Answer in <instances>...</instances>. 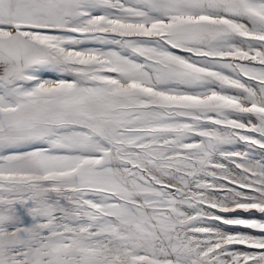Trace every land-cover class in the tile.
Wrapping results in <instances>:
<instances>
[{"label":"snow or ice","instance_id":"snow-or-ice-1","mask_svg":"<svg viewBox=\"0 0 264 264\" xmlns=\"http://www.w3.org/2000/svg\"><path fill=\"white\" fill-rule=\"evenodd\" d=\"M0 264H264V0H0Z\"/></svg>","mask_w":264,"mask_h":264}]
</instances>
